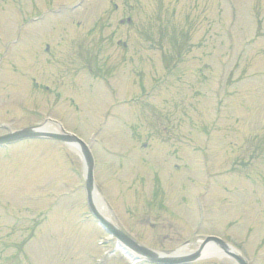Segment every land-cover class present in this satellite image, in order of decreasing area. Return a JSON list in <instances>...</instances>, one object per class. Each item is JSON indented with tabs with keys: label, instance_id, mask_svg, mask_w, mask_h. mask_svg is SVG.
<instances>
[{
	"label": "rangeland",
	"instance_id": "rangeland-1",
	"mask_svg": "<svg viewBox=\"0 0 264 264\" xmlns=\"http://www.w3.org/2000/svg\"><path fill=\"white\" fill-rule=\"evenodd\" d=\"M48 117L142 244L264 264V0H0V122ZM88 214L74 147L0 146V264H133Z\"/></svg>",
	"mask_w": 264,
	"mask_h": 264
},
{
	"label": "water",
	"instance_id": "water-1",
	"mask_svg": "<svg viewBox=\"0 0 264 264\" xmlns=\"http://www.w3.org/2000/svg\"><path fill=\"white\" fill-rule=\"evenodd\" d=\"M43 135L58 137V138L68 140V141L73 140V137H71L69 135H56V134H51V133H43V132H40L39 130H35L34 128H26V129L19 130V131L15 132L13 134H10V135L1 136L0 137V143H3L5 141H9V140L23 138V137H33V136H43ZM83 154L87 156L88 153H87L86 149L83 150ZM87 177H88V186L90 187V180H91V164L90 163H89ZM114 232L117 233V231H115V229H114ZM142 250L146 251L144 249H142ZM147 253L150 254V256L154 260L159 261V262H168V263L176 262V260H174V259L157 256V255H155L149 251ZM191 257H195V256H191ZM241 262H242V264H245L242 260H241Z\"/></svg>",
	"mask_w": 264,
	"mask_h": 264
},
{
	"label": "bare ground",
	"instance_id": "bare-ground-1",
	"mask_svg": "<svg viewBox=\"0 0 264 264\" xmlns=\"http://www.w3.org/2000/svg\"><path fill=\"white\" fill-rule=\"evenodd\" d=\"M51 125H52L51 123H48V124L44 125L43 129L54 131V130L51 129V127H50ZM74 144L76 145L77 143L74 142ZM92 198H93V201L95 203V206L98 209V212L100 214H102L107 220H110L109 217H108V212H107L106 208L104 207L103 204H101V202L99 201V197L96 195L95 192L93 193V197ZM204 248L205 249H203L202 252L205 253V254L215 253L216 251H218L217 247L212 242H208L207 245Z\"/></svg>",
	"mask_w": 264,
	"mask_h": 264
}]
</instances>
